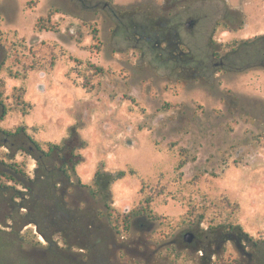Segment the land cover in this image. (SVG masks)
Instances as JSON below:
<instances>
[{
  "label": "rangeland",
  "instance_id": "rangeland-1",
  "mask_svg": "<svg viewBox=\"0 0 264 264\" xmlns=\"http://www.w3.org/2000/svg\"><path fill=\"white\" fill-rule=\"evenodd\" d=\"M237 4L247 25L236 36L251 37L247 44L226 33L243 25ZM50 11L55 30L35 32L36 18ZM94 28L101 45L91 52ZM263 33L264 0H0V141H12L8 133L24 124L42 145L61 143L71 129L86 143L75 175L55 187L68 211L46 217L35 207L13 238L5 222L25 221V210L12 211L20 199L9 195L28 192L8 180V166L33 178L36 160L26 147L0 148V264H37L38 231L56 238L68 230L81 263L85 252H108L109 264H143L120 247L141 232L132 223L122 231L118 213L146 196L156 219L143 236L156 252L151 264H194L189 252L197 248L184 245L185 230L213 239L208 249L218 253L209 264L243 262L242 252L252 254L250 264H264ZM40 40L60 47L51 70ZM178 159L186 160L179 170ZM97 170L125 175L99 187ZM106 203L118 212L113 225ZM84 212L87 227L77 219ZM230 223L261 242L253 249L226 240ZM18 248L27 252H12Z\"/></svg>",
  "mask_w": 264,
  "mask_h": 264
},
{
  "label": "trees",
  "instance_id": "trees-1",
  "mask_svg": "<svg viewBox=\"0 0 264 264\" xmlns=\"http://www.w3.org/2000/svg\"><path fill=\"white\" fill-rule=\"evenodd\" d=\"M52 12H48L46 16H39L36 18L33 30L35 32H41V31H54L56 26L50 22ZM93 33V39L96 40V43L93 44L94 49L92 50L91 47H89L92 51H99L101 42L99 40V37L97 35V29L94 28L92 30ZM255 37V36H254ZM252 41V38H247L244 40H241L242 44H247ZM40 45H44L46 49L48 50L47 55L43 58L44 64H46V68L48 70H51L59 56V49L60 47H57L55 44H52L51 42L40 40ZM216 54V52L214 53ZM71 55V54H70ZM74 62L80 63V59L73 57L72 55L69 56ZM89 66L94 68V71L96 74H103L105 72V69L102 66L94 65L92 63L89 64ZM35 66L32 64L29 66L28 69H33ZM24 76V75H23ZM15 78H17L15 76ZM84 87V85H83ZM20 97V95H18ZM29 106L30 104H26ZM27 112L25 110L22 111V114H26ZM5 114V111L3 109L0 118L3 117ZM10 136L14 138H20L24 141H26L28 144L33 145L32 150H26V153L31 155L36 160V168L34 170V177L30 178L21 167H18V164H11L8 166V180L12 181L14 184L21 185V187L28 192V196L24 197L23 190H17L14 188V186H4L5 189H15L13 192L10 193L9 198L11 201H15V199L18 197L20 201H17L18 205H24L27 209L26 214L29 212V210L36 209L39 213H42V216H48V213L51 214L54 212L55 214H58L60 210H66L63 209L59 203L58 199H61V196H57L55 191H58L55 187L59 185L61 187L60 190H62V186L65 184V180L67 181L71 174L75 175V168L76 165H78L82 159L83 156L77 152V149L84 148L86 146V143L84 140H82L76 133L75 130L71 129L68 133V136L61 142V143H51L47 142L46 147H44L42 144H39L38 142L34 141L32 137L27 132V127L24 124L16 126L12 131L8 133ZM186 163L185 159H178V162L175 166L177 170H179L184 164ZM130 174H133L134 172L132 170L128 171ZM105 175V176H102ZM125 172L123 170H117L113 173H105L100 170L95 171L94 173V182L95 184L99 185V187L110 184L116 180L121 179L124 177ZM105 178V179H104ZM99 179V181H98ZM78 181V180H77ZM78 183L81 184L79 181ZM49 187L50 192L47 193V188ZM161 191L156 192L154 195L160 194ZM152 201V196H146L141 205H137L135 208L127 211L118 213L115 209L111 208V206L106 203V217L110 224H114L113 217H115V213H118L121 217V224L123 227L124 232H127L129 230L130 226V219L138 212V211H144L147 213H150V202ZM228 204V202H226ZM64 207V206H63ZM113 212V213H112ZM25 215V214H24ZM151 216V215H150ZM152 217H155L152 215ZM83 218V221L80 220ZM78 221L83 222V224L87 227V225L90 224L91 218L87 217L85 215V212L83 215H77ZM26 221V218H25ZM89 222V223H88ZM76 231V230H75ZM78 231V230H77ZM121 231H117V233H120ZM224 238L226 240H231L235 244H239L241 246H244L248 244L249 246L254 247L259 244L260 240H254L250 234H248L246 231L242 230V228L238 224H228L227 227L224 228ZM79 234H84L81 231L77 232L75 236H79ZM262 243H264V239L262 240ZM253 252V251H252ZM249 255V264L252 263V254ZM254 264V263H253Z\"/></svg>",
  "mask_w": 264,
  "mask_h": 264
},
{
  "label": "flooded vegetation",
  "instance_id": "flooded-vegetation-1",
  "mask_svg": "<svg viewBox=\"0 0 264 264\" xmlns=\"http://www.w3.org/2000/svg\"><path fill=\"white\" fill-rule=\"evenodd\" d=\"M223 64L220 60L218 65ZM2 105V104H0ZM8 137L3 136L0 141V148L8 142ZM9 148L15 146L16 149L21 150L23 147H26V150H32L33 145L28 144L26 141L20 138H12V141L8 142ZM17 146H16V145ZM26 144V145H25ZM26 152V151H25ZM10 156H14L10 155ZM1 161V160H0ZM36 168V166H35ZM35 170V169H34ZM2 187V186H1ZM25 197V196H24ZM17 207L12 206V211L15 213L20 209H24L26 213L27 209L24 205H18ZM18 209V210H17ZM126 211V210H125ZM24 218V217H23ZM25 219V218H24ZM155 217L150 216L148 213L144 211H138L131 219L130 223H132L141 233L139 237L130 238L127 240L128 242L120 245L123 248L126 255H130L133 258L138 257L142 259L143 264H151L153 262L154 256L156 252L148 251L149 243H147V239L144 238L145 232H149L152 230L155 224ZM7 234L10 237L18 236V233L21 232V228L29 224L27 221H23L21 218H12L10 221H6ZM26 227H24L25 229ZM187 231L192 232L193 237L190 242H185L183 240V234ZM41 239L36 241V250L34 252L37 253V264H109L107 260L108 252H85V260L81 263L76 260L75 255L70 251V246L74 242V233L72 234L70 230L67 232L57 231L56 238L53 237V234L48 232L38 231ZM21 237V236H20ZM19 237V238H20ZM123 237V236H122ZM182 241L185 246H195L197 252H189V254H196L197 261L194 264H209L210 260L213 259V263H216L214 259V255L218 252H210L208 247L210 246L211 239H207L204 241L203 239H199L197 234L192 230H185L181 235ZM23 241V238H20ZM205 242V243H204ZM67 248V249H65ZM12 252H27V250H23L22 248H18L17 250H13ZM171 252H165L164 256H168ZM243 253V262H238L237 264H249V255L245 252ZM107 256H106V255ZM162 264V263H159Z\"/></svg>",
  "mask_w": 264,
  "mask_h": 264
},
{
  "label": "crops",
  "instance_id": "crops-1",
  "mask_svg": "<svg viewBox=\"0 0 264 264\" xmlns=\"http://www.w3.org/2000/svg\"><path fill=\"white\" fill-rule=\"evenodd\" d=\"M237 8H234L233 10L238 13V15H242L243 18V25L241 26H238V27H232V28H229L227 29L226 33L227 35L229 36V38H232L233 40L235 41H241V40H244V39H247V38H251V37H237V32H239L240 30L244 29V27H246L247 25V21L245 19V16H246V13L243 12V8L244 6H241L239 4L235 5ZM264 34V33H263Z\"/></svg>",
  "mask_w": 264,
  "mask_h": 264
},
{
  "label": "water",
  "instance_id": "water-1",
  "mask_svg": "<svg viewBox=\"0 0 264 264\" xmlns=\"http://www.w3.org/2000/svg\"><path fill=\"white\" fill-rule=\"evenodd\" d=\"M190 25H191L190 22L187 23V26H190ZM192 237H193V234H192V232H190V231H187L186 233L183 234V240H184L185 242H190L191 239H192Z\"/></svg>",
  "mask_w": 264,
  "mask_h": 264
}]
</instances>
